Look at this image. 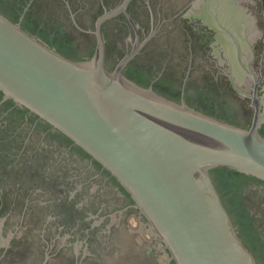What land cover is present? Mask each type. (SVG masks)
<instances>
[{
    "label": "water",
    "instance_id": "1",
    "mask_svg": "<svg viewBox=\"0 0 264 264\" xmlns=\"http://www.w3.org/2000/svg\"><path fill=\"white\" fill-rule=\"evenodd\" d=\"M0 264H264V0H0Z\"/></svg>",
    "mask_w": 264,
    "mask_h": 264
}]
</instances>
